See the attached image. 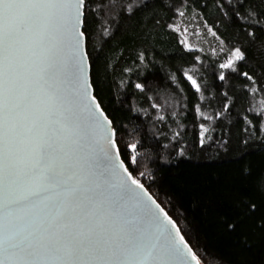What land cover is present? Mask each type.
<instances>
[{
  "label": "trees",
  "instance_id": "1",
  "mask_svg": "<svg viewBox=\"0 0 264 264\" xmlns=\"http://www.w3.org/2000/svg\"><path fill=\"white\" fill-rule=\"evenodd\" d=\"M102 3L89 29L90 80L124 165L201 264H264V3ZM182 13L197 15L224 52L186 48L173 29ZM237 50L245 58L235 71L222 67Z\"/></svg>",
  "mask_w": 264,
  "mask_h": 264
},
{
  "label": "snow or ice",
  "instance_id": "2",
  "mask_svg": "<svg viewBox=\"0 0 264 264\" xmlns=\"http://www.w3.org/2000/svg\"><path fill=\"white\" fill-rule=\"evenodd\" d=\"M246 2L240 0L241 5ZM108 6L102 0H0V207L13 215L24 213L16 225L0 226V264H83L89 259L104 264H179L185 250L194 264H201L178 223L163 211L164 220L149 216L151 230L127 234L116 244L93 241L109 215L126 210L129 201L145 215L151 208L144 196L159 207L124 163L119 168L111 163L113 153L124 155L122 141L97 97L88 96L95 87L84 79L89 29L99 9ZM248 15H259L254 5ZM64 48L70 50L74 69L71 100L57 86V56ZM244 58L237 50L236 61ZM232 64L222 67L235 71ZM242 75L251 79L248 73ZM188 79L199 92L197 81ZM89 99L91 105H86ZM71 104L89 110L92 123L87 130L74 122ZM85 136L99 147L105 168L103 180L92 181L95 187L88 186L85 175L89 159L77 152ZM125 147L137 150L135 145ZM130 162L137 163L136 157ZM120 168L127 180L121 178ZM128 181L140 193H134ZM33 215L41 216L43 224L28 232L23 225L30 224Z\"/></svg>",
  "mask_w": 264,
  "mask_h": 264
},
{
  "label": "water",
  "instance_id": "3",
  "mask_svg": "<svg viewBox=\"0 0 264 264\" xmlns=\"http://www.w3.org/2000/svg\"><path fill=\"white\" fill-rule=\"evenodd\" d=\"M83 51V49H82ZM57 62L61 67V72L59 76V80L57 81V86L60 89V92L63 96L67 97L71 100L75 95V87L73 81V67L70 58V50L68 48H64L62 52H60L57 56ZM84 79L91 83L90 80V64L89 60L85 62V74ZM88 96H94L93 89L88 90ZM84 103L86 105H91V100H85ZM73 114V120L77 123L82 129L87 130L91 125L92 121L90 119V112L87 108L81 107L78 104L69 105ZM92 112H95V106L92 105ZM95 116H99V113H95ZM101 120L103 118H100ZM107 127V124H105ZM112 131V129H109ZM99 139V135L96 136ZM101 145L103 141H100ZM95 149V150H94ZM77 152L79 156L86 157L89 159V163L86 165L85 175L89 176V187H95V184L92 181L100 182L103 180V173L105 172L104 164L102 162V153L88 136H85L82 140H80L79 145L77 147ZM83 163V161H81ZM117 168H119L120 164L123 163L120 157H116L113 153V158L111 161ZM126 167V166H125ZM120 175L123 180H127V175L124 174V169L120 168ZM129 187L132 189L134 193H140V189H136L134 185H131V181H128ZM147 192V190L144 188ZM116 190H113V195H115ZM149 194V193H148ZM141 195H143L141 193ZM149 196H151L149 194ZM152 197V196H151ZM145 203L151 208V213L149 215H145L143 211L137 210L131 207V204L134 201H129V205L126 210L120 211L117 214H110L108 219L105 221V228L103 231H100L94 238V242L108 243V244H116L121 241V238L127 234L132 233H140L145 230H151V225L149 223V216L155 215L160 216L161 220H164V216L161 212H165L162 207L159 205L152 204V201L148 199L147 196L143 197ZM152 199H154L152 197ZM155 200V199H154ZM24 213H17L15 215L11 213H6L2 207H0V226L8 227L13 226L18 223L17 217L23 215ZM169 217V216H168ZM170 218V217H169ZM171 219V218H170ZM43 224V218L39 215H33L32 222L27 225H23V227L28 231H35L39 226ZM169 230L175 234V230L171 229L169 226ZM179 240V237H176ZM180 247H183L181 245ZM35 264H48V262H35ZM72 264H76V262H72ZM83 264H104V262L96 261L94 259H89L88 261L83 262ZM115 264V262H112ZM168 264H174L173 261H169ZM179 264H194L191 261L190 256L185 250V259Z\"/></svg>",
  "mask_w": 264,
  "mask_h": 264
},
{
  "label": "rangeland",
  "instance_id": "4",
  "mask_svg": "<svg viewBox=\"0 0 264 264\" xmlns=\"http://www.w3.org/2000/svg\"><path fill=\"white\" fill-rule=\"evenodd\" d=\"M173 29L180 35L181 41L188 49L197 48L202 52L207 50L212 56L224 52L222 43L215 37L211 29L201 22L197 15L182 13ZM236 54L237 51L227 53L223 65L232 61L233 66L237 62Z\"/></svg>",
  "mask_w": 264,
  "mask_h": 264
}]
</instances>
